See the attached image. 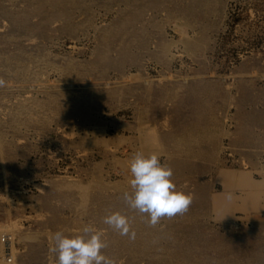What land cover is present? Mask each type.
I'll return each mask as SVG.
<instances>
[{
	"label": "rangeland",
	"instance_id": "rangeland-1",
	"mask_svg": "<svg viewBox=\"0 0 264 264\" xmlns=\"http://www.w3.org/2000/svg\"><path fill=\"white\" fill-rule=\"evenodd\" d=\"M0 78V264L87 223L116 264H264V0H0ZM137 151L185 214L128 209Z\"/></svg>",
	"mask_w": 264,
	"mask_h": 264
},
{
	"label": "clouds",
	"instance_id": "clouds-1",
	"mask_svg": "<svg viewBox=\"0 0 264 264\" xmlns=\"http://www.w3.org/2000/svg\"><path fill=\"white\" fill-rule=\"evenodd\" d=\"M5 85L6 81L0 78V87ZM128 168L130 191L123 192L122 200L128 209L139 213L148 226L155 228L163 219L188 211L193 196L177 189L172 180V168L161 163L158 154L137 151L130 158ZM225 199L230 202L232 194H226ZM102 224L130 241L136 239L129 216L120 211L105 215ZM105 235L104 230L92 223L84 224L76 234L57 230L51 235L48 251L56 264H116L115 259L104 252L108 247Z\"/></svg>",
	"mask_w": 264,
	"mask_h": 264
},
{
	"label": "built area",
	"instance_id": "built-area-1",
	"mask_svg": "<svg viewBox=\"0 0 264 264\" xmlns=\"http://www.w3.org/2000/svg\"><path fill=\"white\" fill-rule=\"evenodd\" d=\"M5 243H7L5 236H0V244L5 245ZM8 259L9 260H6V263L8 262L10 264V259L11 258L9 257Z\"/></svg>",
	"mask_w": 264,
	"mask_h": 264
},
{
	"label": "bare ground",
	"instance_id": "bare-ground-1",
	"mask_svg": "<svg viewBox=\"0 0 264 264\" xmlns=\"http://www.w3.org/2000/svg\"><path fill=\"white\" fill-rule=\"evenodd\" d=\"M68 84V83H67ZM70 86V85H69Z\"/></svg>",
	"mask_w": 264,
	"mask_h": 264
}]
</instances>
